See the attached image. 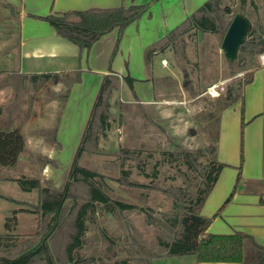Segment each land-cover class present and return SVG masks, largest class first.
<instances>
[{"label": "trees", "instance_id": "trees-1", "mask_svg": "<svg viewBox=\"0 0 264 264\" xmlns=\"http://www.w3.org/2000/svg\"><path fill=\"white\" fill-rule=\"evenodd\" d=\"M158 1L160 0H148L129 7L68 10L57 14L49 13L39 18L47 21L57 35L77 45L80 54L84 53L85 56L101 36L116 29L117 38L110 56L112 60L127 26L137 22L145 13L150 15L152 4ZM237 1L239 8L234 9L225 0H206L164 36L144 49L143 58L146 65L151 62L155 54L170 50L183 75V89L193 100H197L196 102L204 100L208 106V110L197 114L196 120L211 140L209 143L194 148L180 142L184 138L178 139L170 131L162 129L173 147L170 151L161 152V154L168 155L167 163L172 165L175 172L182 177V182L174 184L158 179L159 160L156 159L154 165L148 168L149 155H145L141 149L120 146L116 151L108 154L115 156L120 171L119 176L115 178L118 189L125 195L131 196L133 200L124 196L111 195L112 188L107 183L109 177L104 175L98 165V156L104 154L99 148V137L106 135L111 121L116 119L115 108L122 109L126 106V103L118 98L113 101V97L118 92H122L121 82H127L134 98L136 95L133 90L135 79L129 74L119 77L109 67L108 73L101 78L63 187L58 190L43 186L38 177L18 179L23 190L29 192V195L31 193L28 203L33 209L25 210L35 214L36 230L33 233L21 235L20 239L13 243L0 245V264H94L93 256L80 257L74 256L73 253L82 248L87 228L84 219L89 211L97 206H101L105 212L114 215L131 211L142 212L149 224L156 225L160 229L157 243L161 251L158 252L147 247L133 232L128 233L133 247L140 256L137 264H153L154 260L162 257L184 255H194L198 263L264 264V245L258 243L252 234L244 231L231 234H216L208 231L213 220L220 216L227 204L231 202L242 176L244 130L247 125L244 114L245 88L253 81L255 70L260 68L259 55L264 52V25L252 22V29L241 46L238 57L233 61L227 60L231 67L237 66L248 70L244 77L232 79L224 91L215 98L209 99L205 94L213 83L206 84L205 77L203 80L200 78L194 80L191 77L192 64L186 53V37L189 34L196 35L199 32L204 40L210 39L209 35L213 34L220 36L222 42L237 13L241 12L248 16L246 13L248 6L256 11L259 9L257 0ZM3 4L10 8L13 15L17 14L12 5ZM82 73L81 68L62 76L58 73L25 74L17 69L7 73L6 80L2 81V84H13L18 79L16 84L18 100L24 91L25 81L35 83L38 80L46 82L51 79L55 84L61 83L64 88L60 94L62 113L71 88L73 84L81 81ZM231 74L234 76L236 72L233 70ZM238 101L242 102V112L237 184L216 213L212 217H207L201 213L202 208L221 172L225 167L230 166L220 162L215 156L218 150L216 142L220 134L221 116L226 108ZM136 102L143 110L149 111L144 116L145 119L154 121L158 117L153 111L155 106L152 103H142L138 99ZM61 113L51 136V141H54L58 147L61 144L56 135ZM117 116L121 118V114ZM186 134L192 135V131L188 130ZM25 148V138L19 126L0 127V167L15 166ZM91 156L95 158L88 161ZM205 156H207L206 161L203 160ZM128 160L133 161L138 173L144 172L143 176L153 178L147 179L146 182L129 180L127 171L123 168ZM182 166L186 167L185 171H181ZM146 170H150L151 173ZM152 192L163 194L168 200V208L161 211L159 216H156L149 204V200L153 197L150 195ZM7 221L14 225L15 217H9ZM125 226L130 229L128 224ZM162 234H166V237L162 238ZM115 264L129 263L125 259H120Z\"/></svg>", "mask_w": 264, "mask_h": 264}, {"label": "rangeland", "instance_id": "rangeland-1", "mask_svg": "<svg viewBox=\"0 0 264 264\" xmlns=\"http://www.w3.org/2000/svg\"><path fill=\"white\" fill-rule=\"evenodd\" d=\"M204 1L164 0L161 5L152 8L151 20L146 24L143 22L138 28L140 36L135 34V30H130L127 34L125 46L130 45L132 48L131 75L138 79L134 78L133 83L136 97L131 95L126 98L122 92H118L113 97V101L118 98L124 101L126 106L122 109L115 108L116 119L111 121L106 135L99 137V148L104 154L98 156V165L104 175L109 177L107 183L112 188L111 195L124 196L133 200L131 196L125 195L118 189L115 181L120 171L115 156L108 153L116 151L118 147L128 146L131 149H141L145 155H149L151 158L147 164L148 168L154 165L156 159L160 161L157 165L158 179L180 184L182 177L175 172L172 165L167 163L168 155L161 154V152L170 151L173 147L162 129L170 131L178 139L184 138L180 142L194 148L211 141L196 120L198 113L208 110L207 103L204 100L196 102L197 100L189 97L183 89V75L175 63L172 52L167 50L155 54L151 62L146 65L144 59L141 61L140 49L142 42L155 40L156 36L164 29L166 32L170 31L186 15L191 14L188 12L189 8L194 6L196 9ZM0 2V127L19 126L26 145L15 166L0 167V245H7L20 239L23 234L35 232L37 225L35 214L25 210L32 208L28 203L31 193L29 195V192L23 190L18 179L38 177L43 186L58 190L63 187L98 89H95L97 83H93L92 80L95 76L87 74L85 79L83 78V84L73 91L72 99L66 107V113L64 110L65 115L59 125L60 131L57 138L61 146L58 147L54 141H51V136L61 113L60 94L64 90L63 85L55 84L51 79L46 82L38 80L35 83L25 81L24 91L17 100L16 84L18 79L13 84H2V81L6 80L7 73L17 70L21 62L17 49L19 18L12 14L10 8L3 6V3H9L15 10H19L22 0H0ZM225 2L230 3L234 9L239 8L237 0L230 2L225 0ZM257 2L258 11L248 6L246 13L252 22L264 25V0H257ZM209 38L204 40L199 32L196 35L189 34L186 37V53L192 64L191 77L194 80L199 78L203 80L205 77L206 84L213 83L208 89L216 85L220 94L232 79L244 77L248 70L240 69L237 66L231 67L228 64L221 47L220 36L212 34L209 35ZM163 56L167 60V66L161 68L160 58ZM38 61L42 66L41 70H45L44 72H51L53 69L62 67L67 69L62 71H73L77 68L83 70V66H87L82 58H73L62 67L48 64L44 59ZM233 70L236 72L234 76L231 74ZM62 71L58 73L61 76L65 74ZM121 89L128 90V83L122 81ZM129 91L131 92V89ZM205 94L209 99L218 96H213L208 92ZM136 99L142 103H152L155 106L153 111L158 117L154 121L145 119L144 116L149 111L139 107ZM241 112L242 108H240V118ZM118 114H121V118H118ZM188 130L192 131V135L186 134ZM219 140L220 134L216 142L218 150L215 156L217 160L220 158L218 154ZM93 158L95 157L91 156L88 161ZM206 159L207 156L203 157L204 161ZM123 168L126 169L129 180L146 182L147 179L153 178L143 176L144 172L143 175L138 173L133 161L125 162ZM185 169V166L181 167V171H185ZM150 195L153 197L149 200V204L156 216H159L161 211L168 208V200L165 195L158 192H152ZM13 216L15 224L11 225V222L7 220ZM84 221L87 227L84 234L85 242L81 246L82 248L76 250L73 255L93 256L94 264H115L120 259H125L129 264H137L140 261V256L128 237L129 232H133L153 251H161L157 243L161 231L156 225L149 224L142 212L131 211L114 215L105 212L101 206H97L89 211ZM126 224L130 229L126 228ZM161 236L165 238L166 234ZM188 257L191 258L163 259L162 263L166 261L165 264H182L193 258L192 255ZM161 260L159 259V261Z\"/></svg>", "mask_w": 264, "mask_h": 264}, {"label": "crops", "instance_id": "crops-1", "mask_svg": "<svg viewBox=\"0 0 264 264\" xmlns=\"http://www.w3.org/2000/svg\"><path fill=\"white\" fill-rule=\"evenodd\" d=\"M146 1L148 0H22V5L19 10H16L17 14H15V17H18L20 22L18 30L19 44L17 48L21 61L18 67L20 72L25 74L59 73V71L64 69L62 66L67 64L68 61L73 60V58H82L87 64V66H83L81 81L73 84L71 88L58 123L57 135L60 131L59 125L61 119L65 115L64 110L66 113V107H68L69 101L72 99L71 95L78 86L83 84V78L85 79L87 74L95 76L92 79L93 83H97L95 89H98L101 78L104 74L108 73L109 67L119 77L129 74L136 79V77L131 75L130 58L132 48L130 45L125 46L127 34L130 30H135V34L140 36L141 33L138 32V28L143 22L146 24V22L151 20L152 8L161 5L164 0L152 4L150 15L145 13L137 22H133L127 26L119 42L117 53L112 60H110V56L117 38L116 29L101 36L92 45L87 56H85L84 53L80 54V49L77 45L57 35L53 27L39 17L49 13L57 14L68 10H83L93 7H129L131 5L142 4ZM196 9L193 6L189 8L188 12L192 13ZM167 32L164 29L163 32L156 36L155 40L164 36ZM155 40L141 43V61L144 59L145 47ZM41 59H44L48 64L61 66L62 68L53 69L51 72H44L45 70H41L42 66H40L38 61ZM162 59H165V57H161L160 62ZM166 66L161 65V68ZM69 71L62 72L66 73ZM121 91L123 95H126V98L132 95L129 89H121ZM240 108H242V102L238 101L229 108H226L221 116L219 161L230 166L223 169L215 187L202 208L201 213L207 217H212L216 213L237 184V167L240 164ZM244 114L247 125L244 130L242 176L237 184L231 202L227 204L221 215L213 220L208 231L216 234H231L236 231H244L252 234L258 243L264 245V65L261 63L260 68L254 72L253 81L245 88ZM188 256L191 255L162 257L159 258L162 259L161 261L156 259L153 261V264H165L166 261L162 263L163 259L191 258ZM192 256V259L184 261L182 264H239L227 262L198 263L196 257Z\"/></svg>", "mask_w": 264, "mask_h": 264}, {"label": "water", "instance_id": "water-1", "mask_svg": "<svg viewBox=\"0 0 264 264\" xmlns=\"http://www.w3.org/2000/svg\"><path fill=\"white\" fill-rule=\"evenodd\" d=\"M251 29L252 21L247 15L239 12L234 16L221 45L227 60L233 61L238 57L239 50Z\"/></svg>", "mask_w": 264, "mask_h": 264}, {"label": "built area", "instance_id": "built-area-1", "mask_svg": "<svg viewBox=\"0 0 264 264\" xmlns=\"http://www.w3.org/2000/svg\"><path fill=\"white\" fill-rule=\"evenodd\" d=\"M259 61L262 65H264V52H262L260 55H259ZM161 65L162 66H166L167 65V60L166 59H162L161 60ZM217 87L216 85L210 87V89L207 90V92L213 96L215 95H219V91L217 90Z\"/></svg>", "mask_w": 264, "mask_h": 264}]
</instances>
